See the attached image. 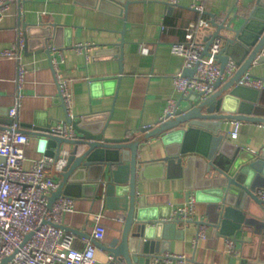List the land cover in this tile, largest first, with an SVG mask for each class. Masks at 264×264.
Wrapping results in <instances>:
<instances>
[{"label": "crops", "instance_id": "0c3cea01", "mask_svg": "<svg viewBox=\"0 0 264 264\" xmlns=\"http://www.w3.org/2000/svg\"><path fill=\"white\" fill-rule=\"evenodd\" d=\"M195 1L204 6V11L222 16L230 11L234 13L236 8L244 10L248 0H180L176 5H170L168 0H133L128 6L125 21L89 0H12L0 19V52L18 42L24 21L28 24L31 41L27 49L19 47V58L0 57V117H7L6 109L13 107L18 97L20 104L16 119L19 123L63 120L66 111L60 100L57 82V76H60L71 80L72 116L110 112L106 136H134L141 126L161 119L169 98L177 100L180 97L172 78L183 69V57L172 53L170 46L184 39L188 24L199 17L210 18L191 7ZM46 28L51 30L58 46L51 51V59L45 50L39 48L43 38L40 33ZM213 31L211 24L201 27L197 38L204 42ZM122 38L125 40L121 63L123 73L117 84L115 81L110 85L100 81L90 86L92 80L120 73L116 57L119 52L113 50L110 43ZM80 44L89 45L90 49L79 51L76 45ZM54 60L57 67L53 66ZM22 64L25 73L19 83L17 70ZM252 64L249 72L264 79V61ZM257 99L252 111L264 116V83ZM244 107L248 108L247 105ZM238 123L236 137L230 135L236 124L234 120L226 122L223 127L229 140L238 144L239 150L234 157L216 156L227 162L229 168H236L251 158V151L264 153V125L254 121ZM69 147L64 144L63 148L67 150ZM161 147L159 139L147 141L142 147L141 158L160 156ZM42 154L38 138L29 134L25 145V165L29 166ZM239 170L243 180L251 169L243 165ZM147 175L144 180L139 178L137 190L144 199V205L153 207L161 218H170L188 195L195 193L193 188L187 187L188 179L184 172L176 167H166L163 171L149 170ZM55 176L60 179L59 175ZM260 186L264 187V175L256 171L250 187L255 190ZM81 191L78 196L71 195L75 211L65 212L61 223L83 232L75 233L74 244L79 248L87 237L84 233L91 235L94 214L102 212L101 221L106 232L100 242L108 244L120 235L123 221L117 215L125 212L108 208L101 192L93 196L94 191L88 187ZM247 204V208L240 207L243 223L242 229L234 234L238 239L236 252L228 251L225 237L218 235L212 226L207 225L206 236L196 240V225L183 222L170 231L174 237L170 238L169 249L163 253L161 247L167 241L161 237H143L142 252L150 255L142 257L139 264H241L243 259L264 262V204L253 199ZM216 209L209 201L197 200V220H216ZM161 254L184 255V259L162 258ZM95 256L101 264H108L109 253L103 248L97 246Z\"/></svg>", "mask_w": 264, "mask_h": 264}, {"label": "water", "instance_id": "95a60500", "mask_svg": "<svg viewBox=\"0 0 264 264\" xmlns=\"http://www.w3.org/2000/svg\"><path fill=\"white\" fill-rule=\"evenodd\" d=\"M91 4L108 10L125 21L129 4L133 0H89ZM244 10L235 9L222 16L217 13L203 11L208 14L209 24L214 26L212 34L204 41V53L209 54V45L216 36L222 38L220 51L216 54L222 67L228 60L233 59L237 70L230 78L223 81H214L213 93L201 97L197 91L180 94L176 100V108L171 115H166L155 123L141 126L134 136L108 137L106 129L109 124L110 112L102 114H84L78 117L67 114L60 121L68 122L77 132L75 138H68L52 131L58 122H22L20 131L36 136L39 140V149L44 154L55 157L57 161L64 144L69 145L66 161L60 171L59 185L48 197L47 205L60 196L61 193L78 196L81 190L87 187L105 195L106 206L120 209L125 212L123 227L118 237H114L108 244L92 239L96 247H101L114 259L124 260L127 264H139L142 257L150 254L142 252L143 237H161L166 244L161 247L162 253L169 249L168 241L174 237L170 231L183 223L179 217L161 218L153 207H146L144 199L137 190L139 178H147L149 170H164L178 168L188 179L187 187L193 188L196 200L209 201L217 207V218L214 221L191 220L185 223H194L196 231L201 224L212 226L218 235L231 237L242 229V208H247V202L254 200L263 203L255 190L250 187L256 171L264 175V153L251 151L252 156L236 168H229L227 162L220 161L216 156L224 154L234 157L239 150L236 142H231L226 135L223 125L228 121H254L264 123V116L255 114L252 109L257 102L260 88L239 84L237 80L245 73L254 61H264V0H248ZM28 24H22V35L25 38L23 49L30 43ZM125 29V27H124ZM123 29V30H124ZM121 31V33L123 32ZM40 33L42 39L39 47L49 55L58 48L54 35L48 28ZM125 40L110 43L119 60V74L92 80L90 86L100 81L110 85L117 84L124 55ZM111 48V50H112ZM193 68H185V74H192ZM117 88V85H116ZM114 95L116 94V89ZM61 99V98H60ZM63 105V104H62ZM248 108H245L246 106ZM64 106V105H63ZM66 111V110H65ZM2 114V113H0ZM4 114V113H3ZM6 118L0 117V131L8 128L13 118L5 111ZM159 139L162 147L160 156L143 159L142 147L151 139ZM264 151V148L262 149ZM1 160V157H0ZM248 165L251 169L248 176L241 180L239 169ZM243 201V202H242ZM242 203V204H241ZM239 214V217L237 215ZM74 233H81L73 227L60 224ZM87 237L89 234L84 233ZM179 238V236H175ZM162 258H175L169 254L159 255ZM11 256L5 257L0 264H8ZM241 264H264L260 261L243 259Z\"/></svg>", "mask_w": 264, "mask_h": 264}, {"label": "built area", "instance_id": "2783aa9c", "mask_svg": "<svg viewBox=\"0 0 264 264\" xmlns=\"http://www.w3.org/2000/svg\"><path fill=\"white\" fill-rule=\"evenodd\" d=\"M21 1V0H18ZM12 0H0V19L9 8ZM180 0H168L170 5H176ZM191 7L203 12L204 6L195 1ZM209 25L208 19L199 17L185 27L183 40L171 44V52L183 57L180 70L173 76L175 90L179 94L198 91L201 97L214 92V81H223L231 77L238 65L233 59L228 60L222 67L216 54L220 51L222 38L216 36L209 45V54L204 53V42L197 38L198 30ZM18 42L11 47L4 48L0 57L19 58V47L24 45L25 38L20 32ZM79 51L90 49L89 45H76ZM53 66L57 67L55 60ZM185 68H193L192 74H185ZM18 82L21 83L25 73V66L18 67ZM264 79L251 76L248 72L240 77L239 84L261 88ZM60 100L68 115L72 116L73 92L70 87L71 80L57 76ZM165 106L163 119L166 115L173 114L176 100L169 98ZM20 100L17 97L13 107L8 109V114L13 118L8 128L0 131V262L3 258L11 256L8 264H101L96 259V244L92 239L101 240L106 232V226L101 221L102 212L93 216V230L90 237L84 238V245L77 247L74 244L76 234L60 227L62 216L65 212H73L74 198L61 193L50 206L47 205L48 197L59 185L54 171H60L66 161L67 150L62 149L59 159L42 154L32 160L29 166L25 165V145L28 143L29 134L20 131V123L16 119ZM231 131V136L236 137L238 120ZM264 125V123H261ZM52 131L68 138H75L77 132L72 125L65 121H58ZM53 170V172H51ZM259 198L264 200V187L255 189ZM195 193L188 195L183 205L178 206L170 218L179 217L182 221L197 220ZM118 219L123 221L124 215L118 214ZM207 225L201 224L195 239L206 236ZM194 239V240H195ZM228 251L236 252L235 241L225 237ZM170 255V254H169ZM171 256L184 259V255ZM108 264H127L124 260L114 259L109 256Z\"/></svg>", "mask_w": 264, "mask_h": 264}]
</instances>
